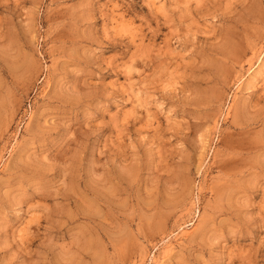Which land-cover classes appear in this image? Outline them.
<instances>
[{"label":"rangeland","instance_id":"1","mask_svg":"<svg viewBox=\"0 0 264 264\" xmlns=\"http://www.w3.org/2000/svg\"><path fill=\"white\" fill-rule=\"evenodd\" d=\"M0 264H264V0H0Z\"/></svg>","mask_w":264,"mask_h":264}]
</instances>
